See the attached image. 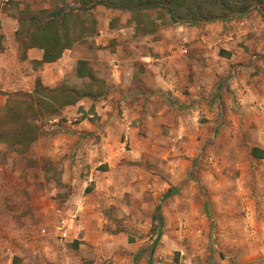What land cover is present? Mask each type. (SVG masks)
<instances>
[{"label": "rangeland", "instance_id": "374dc122", "mask_svg": "<svg viewBox=\"0 0 264 264\" xmlns=\"http://www.w3.org/2000/svg\"><path fill=\"white\" fill-rule=\"evenodd\" d=\"M72 7L73 0H0V30L19 24L18 56H24L25 43L38 26L30 21H47ZM236 19L261 18L253 12ZM94 20L98 30L107 24L115 32L127 30L140 51L159 29L171 25L166 12L157 8L130 18L105 7L81 12L79 18L70 16L61 30L64 40L72 41L81 28L86 30L72 47L81 56L104 54L103 45L98 47L91 37ZM133 22L138 30H130ZM115 40L104 49L133 50L127 40ZM7 44L5 34L0 35V52ZM244 49L254 58L251 70L247 62L210 57L215 68L225 69L219 81L228 91L216 92L215 84L200 96L208 107L199 106L198 99L192 104L188 87L179 97L174 90L157 89L154 102L159 107L147 121L132 122L123 158L117 153L126 141L120 133L109 142L106 158H80L74 186L62 182L63 162L56 151L60 121H40L42 135L26 153L0 146V264H149L150 257L153 264H264V159L252 154L255 147L264 150V49ZM29 69L21 63L22 73ZM139 70L145 72L142 65ZM155 74L148 79L155 80ZM74 77L68 75L64 85H76ZM246 84L258 92L250 103L257 108L245 109L235 94ZM139 100L145 111L146 100ZM84 133L90 139L95 134ZM172 190L177 193L163 200ZM158 209L162 224L156 219ZM62 219L69 227L64 240L54 232Z\"/></svg>", "mask_w": 264, "mask_h": 264}, {"label": "crops", "instance_id": "0c3cea01", "mask_svg": "<svg viewBox=\"0 0 264 264\" xmlns=\"http://www.w3.org/2000/svg\"><path fill=\"white\" fill-rule=\"evenodd\" d=\"M101 7L103 6L97 8ZM108 11H112L113 15L129 18L134 14L114 9ZM30 24L32 25L33 21H30ZM18 26L19 24L15 22L14 29L10 27L0 30V35L5 34L8 39L7 48L0 52V109L7 106L9 96L12 94L20 92L34 94L38 79L45 87L53 89L64 85L68 75H75L76 85L67 87L82 88L88 85L90 79L79 77L77 73L78 62L81 60L88 61L95 70L104 71L100 75L96 70V76L105 82L107 88L104 96L82 97L74 104L65 106L59 115L51 117L54 123L60 121L56 151L60 163L63 162L62 182L71 186L78 183L79 169L76 164L82 163L80 158L88 155L106 158L109 142L117 141L118 135L122 133L126 140L124 143L127 144L130 141V134L134 131L132 122L143 123L154 116L155 109L159 107L154 102L157 89L174 90L179 97V92L187 90L188 87L192 95L191 103L194 104L193 102L198 99L199 106L208 107V103L203 105L202 98L215 84L216 92L223 94L228 91L219 81V76H224L225 69L215 68L210 57L217 56L216 58L227 60L231 64L247 62L250 64L246 68L251 70L254 58L248 57L250 55L244 46L248 47L249 52L255 48H259V51L264 49V22L261 19H232L199 26L168 25L165 29L158 30L156 38L146 42L148 46H144L143 51L133 45V37L128 36L127 30L120 29L115 32L110 24H107L103 30H98L99 35L93 36L98 47L100 44L103 45L104 54L100 51L81 56L78 50L71 48L66 49L55 62L39 64L44 59L45 50L39 46H29L32 37L25 43L24 56H18L21 50ZM130 26V30L139 29L135 22ZM120 32H124L125 35L122 36ZM116 38H119V42L127 40L126 43L130 44L133 50L127 48L126 52H121L118 47L111 52L104 49L108 43L116 44ZM21 63L30 68L28 73L21 72ZM141 65L145 72H140ZM155 69L158 71L157 74ZM153 74L155 80L148 79ZM233 87L237 89L236 84ZM1 92L7 94L2 96ZM235 94L245 109L258 107L256 104H250L258 99V92L253 86L246 84L243 89L238 88ZM139 97L145 99L148 104L145 111L141 110L142 100L138 101ZM233 100V98L228 100V103L233 105ZM94 118L96 120H93ZM63 125H66V128H61ZM85 131H94L95 134H91L93 139H90ZM2 145L11 150L8 143L0 142V146ZM120 145L122 148L120 146L117 153L123 158L124 144ZM105 161L109 163L110 160ZM114 164L115 162L109 164L112 170ZM86 178L89 180V177ZM84 182L87 184L89 181Z\"/></svg>", "mask_w": 264, "mask_h": 264}, {"label": "trees", "instance_id": "16d2710c", "mask_svg": "<svg viewBox=\"0 0 264 264\" xmlns=\"http://www.w3.org/2000/svg\"><path fill=\"white\" fill-rule=\"evenodd\" d=\"M98 6L128 13L162 9L168 15L171 25L181 26L227 22L247 17L253 12H257L264 22V0H74V5L69 11L55 12L47 21L34 20L33 23L38 26L33 34L31 32L32 43L28 45L39 46L45 50L44 59L39 64L55 62L66 49H71L79 38H84L87 34L84 28L80 29L79 37L74 41L70 38L64 40L61 30L68 25L70 16L79 18V13L92 12ZM91 31V37L98 34L96 20L93 21ZM77 73L79 77L90 79L88 85L82 88L62 85L52 89L45 87L38 79L34 94L20 92L10 95L7 106L0 109V142L8 143L10 149L18 153H26L42 135L40 121L59 115L65 106L74 104L82 97H102L107 93L105 82L96 76L95 69L88 61L78 62ZM252 154L257 159H264V150L258 147L252 149ZM176 193L177 190H172L163 200ZM159 210L156 212V219L162 224ZM161 235L160 231L152 250ZM134 261H139V258L135 257ZM148 263L153 264L152 257Z\"/></svg>", "mask_w": 264, "mask_h": 264}, {"label": "built area", "instance_id": "2783aa9c", "mask_svg": "<svg viewBox=\"0 0 264 264\" xmlns=\"http://www.w3.org/2000/svg\"><path fill=\"white\" fill-rule=\"evenodd\" d=\"M123 151L124 152L126 151V144L125 143L123 145ZM46 231H47L46 229H43L44 234L46 233ZM54 232H55V235L60 237V239L64 240V239L69 238V227H68L66 220L62 219L60 222H58L55 225Z\"/></svg>", "mask_w": 264, "mask_h": 264}]
</instances>
